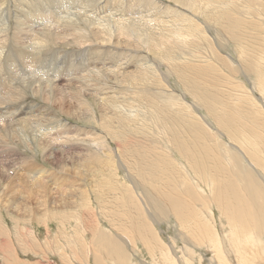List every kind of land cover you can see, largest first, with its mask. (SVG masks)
<instances>
[{"label": "rangeland", "instance_id": "obj_1", "mask_svg": "<svg viewBox=\"0 0 264 264\" xmlns=\"http://www.w3.org/2000/svg\"><path fill=\"white\" fill-rule=\"evenodd\" d=\"M17 1H18V3H17ZM121 1L123 2L122 4H120ZM186 1H189L193 7L196 6V8H194L195 10L197 9V7H198V9L201 8L200 9L201 11H205V10L209 9V7H207V5H204L201 0H186ZM226 1L229 2L230 0H225V2ZM232 1H234V3H235L236 0H232ZM237 1L241 2L240 3L241 5H238L239 3L234 4L233 2H230V4H232V5H230V7L234 10L235 13H238L235 15L232 14L231 16H234L235 18L239 17L238 19L244 20L245 22L251 21V23L253 24V27L252 28L248 27V28H250V30L246 29L245 25L242 22L241 26L238 27L239 30L240 29L242 30V32L240 33V36L236 37V39H234V40H230L228 38L229 43H227L225 41V36H222L224 38V39L223 38L221 39L222 43L224 45L223 49H222L223 51H222L220 48H217L218 46H217L216 42H217L219 37L217 35L216 29L218 28V30H219V26H221L220 28H222V27L224 28L226 25L224 24L222 26L218 22H216L214 24L213 23L214 21L213 22L210 21L211 24L210 23L209 24H210V26H212V29H214V30H212V29L210 30L211 33L209 31V32H206L207 34L205 33L206 35L205 34H202V36L198 35L195 38V39H197V41L193 40V42H192L193 45L192 44L188 45V46L183 45L184 46V47H182L183 49L178 47L177 48L178 51L177 50L173 51L176 54L175 57H178L180 55L181 56V57L179 56L180 59L182 58L180 61L181 62L183 61V62L177 63L176 65L172 66L171 64H169V62H163V61H166L165 59L171 58L172 56L169 57V55H166L164 57V60L163 59L161 60L160 58L156 57V55L153 54V52H154V50H157V45L161 42H162L161 44L163 46H161L159 44L160 50H164L167 48V46H164V45H168V44H169V46L172 45L171 42L167 43L165 40H167L166 38L168 36V32L170 34L172 31L171 29L175 28L179 24V21L181 19V14L183 13V15H188L191 18L193 17V19H196L195 21L197 24L200 22H201L200 24H203L207 21L204 19V17H202V15H198L196 12L195 13L198 15L197 17L199 19L196 18L194 15L191 16L190 13H193V12H188L190 10H187V8L180 6L179 4L176 3V1L174 2L173 0H146L144 2H135L134 3L135 5H134L133 0H47V1L46 0H41V1L40 0H2L1 1L0 0V19H1L0 20V22H1V24H0V76H1L0 77V80H1L0 81V130H1L0 131V136H1L0 137V148H1L0 149V161H1L0 162V164H1L0 165V170H1L0 171V182H2V183H0V236H1L0 237V247H1L0 248V264H5L7 261L14 260V259H15V261H17L19 259V261L16 264H29V263L30 264H37V263L38 264H68V263H70L71 264V260L68 259L69 261H67L66 258H68L69 255H73V253H75V252H79L80 257L77 256V258H74L75 259L73 261L74 264H76V260H77V264H91V263L93 264L94 260H92V255L90 256V250H88V248L85 246L87 244L90 245V243L94 240V238H93L94 235L102 234L104 237H107V238H110L111 235H113L112 238L115 237L114 240L118 241V242H119V240L116 238L117 234L119 235L122 233V235H125L128 237V234H126L124 226L122 227L120 225V224L123 225V222L121 223L120 220H117L118 218H115V224L117 221L119 222L115 226L111 225L110 220L108 221V219L106 220L105 218L104 219L101 218L104 213L108 212V209L105 210L102 207L101 208L98 207V204L95 201L96 195L92 194V196H90V193H89V188H90V190L94 189V185H95L94 180L95 179L92 177V175H89L88 173L86 174V166L84 165V163H85V160L88 159L90 156L94 155L95 152H98V153H100V152L97 150V148H94L93 146L91 147V145H90L91 142H89V137H86V139L84 138L85 136L84 137L81 136L79 138H76L74 133H72V130H70V133H68V136H67V137H70V142L67 141L66 143H62L64 136H66V132H65V130L58 129L60 122L64 120V121L70 122L71 125L78 126V127H86V128L95 127L97 129V133L99 134L101 139L103 137H105L106 131L108 129H104L103 125L101 126V124L104 123V121L107 117L106 116L107 111H106V108L104 107V105L102 106L101 105L102 103L99 102V100H97L98 95L101 96V94H103V95L107 94L108 97H115V96L121 97L122 95H126V98L135 97L134 95L131 94L132 90H130L129 88L128 89L131 92L129 93L128 89L125 88L126 93L123 94L124 93L123 87L125 85L123 87H122V85L126 84V83L123 82L124 80L122 79V77H117V76L115 77L114 73H111L109 71L107 72V66L112 65L115 67V65L126 63L125 68H126L127 72L133 71V72L137 73V72H140L143 70V69H141V66L139 65V61L144 59L143 62L150 63L152 66H155V67L158 66V68L160 70H162L163 73L173 72L171 74L170 73L168 74L169 78H168L166 85H167V87L169 85L170 88L169 87L168 88L170 90H172L174 95H175V98L172 101L173 104L172 103L170 104L169 102H166L164 100H160V101L155 100L154 101L152 99V104H154V105L152 107H149V108L147 107L145 109V111H143V112H145L143 115L144 121H141L143 118L140 117V119H141V120L139 119L140 122L135 124L132 128H129V129L125 128L124 127L125 124H120L118 120H115V124H112L114 129H112L110 131V135H109L110 138L109 137L107 138L108 145L114 151L121 148V150L124 151L123 154L124 153L128 154L127 159L130 158L128 160H130L133 163V166L131 167L130 174L126 173L127 170L129 172V169L127 168L125 170V168H123V167L118 168V166L116 165L118 158L114 155V166L115 167H111V169L112 168L115 169L117 178L113 179L112 180L113 182H110L109 180L107 182H108V184L110 183L113 185L114 190L112 193L113 194L118 193L117 196L118 195L120 196L123 194L125 196V198H128V196H129L128 199H130V200L132 199V201L134 200L133 197H131V194H129V193H134V191L136 189L135 182L136 181L140 182V179L136 178L135 176H137V175H135V174L138 173L137 169L141 168V167H137L134 163V160H133L135 158L136 152H140L142 155H146V153L147 154L150 153V156H152V152H154V151L157 152V148H158V151H163V150H166L167 148H169L165 152H162L166 156H167V154H169L168 155L169 157L166 158L167 161L169 162V160H168V158H169L170 159L169 163H171V164L173 163V165H175L177 167H180V166L185 167L186 166V168H187L188 165H187L186 159L188 156L186 157L185 155L180 154L179 151L177 150V148H175L173 145L167 144V140L169 141L170 139L175 138L174 140L178 141V142H176L177 146L179 143H183V145L185 146V144H184L185 142H183V141H185V138H186V142L188 143L187 149L189 151L187 150L185 153H187V154L190 153L193 155V153H195L194 148L189 147L192 137L189 134L184 133L185 127H186L185 129L188 128L187 130H190V127L188 126L189 120H190V122L191 121H193L194 123L196 122V124H198L201 128L205 129V132L207 134H209L208 131H210V130H213L214 132L219 130V128H215L216 126L218 127L216 119H219L218 116L223 117V115L226 114L225 108L226 109L232 108L231 110L233 112L238 110V115L235 113H233V114L239 116L238 117L239 120H240V118H243V116H242L243 113L244 114L248 113V114H252V115L255 113L254 117H256V114H257V117H256L257 119L256 118H254L255 120L252 119L254 122H252L253 125L252 124L251 125L253 127L256 126L254 129H258L257 130L258 132H260V130H262L258 127H263V129H264V126H262L264 124L263 123L264 120H262L263 122L261 121V118L263 117V115L261 113L262 109L259 110L260 109V103H261L260 102L261 98L259 96L260 93H257V92L253 93V95H254V97H253L254 101H253L252 99H248L246 97L247 93L244 90H242V91L238 90L242 87H245L246 89L251 90L252 88L255 87L253 84H255L256 79L258 78V75H260V73H262V72L264 74V39L263 40L261 39L264 37V29H262V28H264V16L263 17L259 16V18L260 17L261 18L260 19L256 18V20H255L254 16L250 17L252 12L248 8L249 2L247 0H237ZM31 2L34 5H32ZM154 4H155V6H154ZM12 5H14V8ZM235 5L237 8L235 7ZM31 6H32V8H31ZM238 6H242V10H241V11H243L242 13L239 10L241 8H238ZM245 6L247 7V9ZM21 8L22 9L24 8L25 10L23 9V11H22ZM29 8L35 9L32 11L39 10L41 13H39V14L37 13L38 17H36V18L40 21H41V18H43L45 20H51L52 26H54V28H51L47 32L44 33L42 31L38 32L37 31L38 26L35 25L34 26L35 32H29V30L26 27L24 28L25 29L24 31H23V29L21 30L23 33L21 31H18V25H20V24L22 25V24L26 23L27 18L24 19V17H25L24 15H26V12H27V14L29 13ZM154 8H157V9L154 10ZM256 8H259V7L256 6ZM261 9L262 8L260 7V10ZM69 10H71V11H69ZM148 10H152V11H148ZM170 10H171V12H170ZM20 11H21V13H20ZM261 11L264 12L263 9ZM146 12H149V13L153 12L152 14H155V15H151L149 13L146 14ZM263 12H261V14H264ZM161 13L164 15H162ZM254 13H256V12H254ZM55 14L57 15V17ZM21 15H23V17ZM111 15H114V16H121L122 15L126 20H128V23H130L129 26H130L131 30L133 28L132 26H133L134 22H136L137 20L140 21L143 19L142 20L143 22H144V20L146 21V23L144 22L146 24V26H145L146 29L145 28L141 29L140 30L141 32H137V31L133 32L134 35L124 34V36L121 37V40H122L121 41L119 38L120 37L119 33L113 34V32H110L111 30H109L110 27H108L109 24H107V23H109L108 18L111 17ZM131 15H133L134 17ZM255 15L257 16V15H259V13H256ZM59 16H61V17L59 18ZM146 16L147 17L150 16V17H148V19H147ZM137 17H138V19H137ZM139 17H143V18H139ZM98 18H103L102 23L98 20ZM153 18H154V20H157V21L154 22ZM249 18H251V19H249ZM6 19H8V20H6ZM135 19H137V20H135ZM61 20H63L64 22ZM174 20H176L178 23ZM150 21L152 22V24H150L151 23ZM207 22H209V21H207ZM6 23H7V25H5ZM81 23H83V24H81ZM58 24H59V26H58ZM149 24H150V26H149ZM106 25H108V26H106ZM113 25L114 24H111V26H113ZM28 26H30V24H28ZM73 26H75V27H73ZM257 26H260V27H258V29H257ZM201 27L202 26H200V28ZM243 28H245V29H243ZM77 30H78V32H77ZM150 30H152V31H150ZM161 30H163V31H161ZM169 30H171V31H169ZM57 31L61 35L58 34ZM107 31H109V33ZM88 32H89V34H87ZM256 32H258V33H256ZM99 34H101V35H99ZM44 35H45V37H43ZM93 35H95V36H93ZM19 36L21 38H19ZM102 36H103V38H102ZM252 36H254V37H252ZM156 37L158 40L156 39ZM30 38H31V40H30ZM82 38H83V40H82ZM151 38H154V39H151ZM250 38H251V40H250ZM5 39H6V42H5ZM32 39H33V41H32ZM203 39H205V40L207 39L208 41L207 40L204 41ZM253 39H255V40H253ZM35 40H37L38 42ZM118 40H120V42H121V44H119V45L117 44ZM244 40H246L247 42ZM28 41L29 42L31 41V42L28 43ZM22 42H24V44ZM157 42H159V43H157ZM251 42H253V45L246 44V43H251ZM256 42H258V44ZM12 44H13V46H12ZM36 44H39V45H36ZM89 44H90V46H89ZM146 44H147V46L145 48ZM194 44L196 46L198 44V46L194 47L195 46ZM242 44H245V46ZM15 45H17V46H15ZM26 45L29 47H27ZM246 46H249L250 48H248ZM3 47L4 48L6 47L5 48L6 50ZM204 48H206V49H204ZM244 48H246V49H244ZM251 48H254L255 50L254 49L250 50ZM200 49H201V52H199ZM101 50H103V51H101ZM137 50H138V53H137ZM203 50L204 51L206 50L207 56L208 55L213 56L216 59V60H214L211 58L212 60L210 61V64L215 67V70H214V68L210 69L211 71L209 69H206V70H209V73L207 72L205 80L203 79L204 81H206L205 87H202V84L204 85V83L201 84V80L197 79V76L194 75V71H192L193 68H189L188 66L186 68V66H185L186 60L184 59V58H187L189 56V54H191L193 52H195V53L191 54V56H195L196 54L201 55ZM242 50L244 52L243 53L244 56H246V57L252 56L253 59L257 61L256 65L258 66V68L260 67V69H261V71L258 75L255 71H254L255 73L253 72L254 73L253 74L252 73L253 70L252 71L250 70L252 74L251 73H249V74L248 73H246V74L242 73V72H245V70H246L245 67H243L244 69L242 68V65H243L242 61L244 60V58H239L240 55L237 54L239 51H242ZM47 51H49V52H47ZM45 52H46V54H45ZM252 52H253V54H252ZM20 53H22V54H20ZM177 54H179V55H177ZM120 56H121V59H120ZM118 58L120 59L121 62L118 61L119 60ZM136 58L139 60L138 62H137ZM259 58H261V60ZM218 59L223 60V61L226 60L225 62L227 64H226L225 68L223 67V65L218 63L219 62ZM240 61L242 62V64L240 63ZM237 62L241 64V68L239 67L240 64H238ZM116 63H118V64H116ZM260 63L263 65L260 66L259 65ZM88 65L89 66L95 65V67H97V68L100 67L99 69H102V71H104V73H105V75H103L104 77L99 76V75H98L99 77H97V74H95L91 70L90 71L88 70L89 69ZM208 66L210 67V65H208ZM208 66H207V68H209ZM230 66H232V67H230ZM222 67H223V69H222ZM177 68H179L181 70H178ZM182 68H186L185 69L186 72H182L183 71ZM224 69H225V71H224ZM236 69H239L240 71L238 72ZM167 71H169V72H167ZM219 72L223 73V76L225 75V77L220 76ZM188 73H190V74H188ZM70 74H72V76ZM214 74H215V76H213ZM86 75H87V77H86L87 79L84 77ZM93 75H95V77H93ZM78 76H80V77H78ZM216 76H217V78H216ZM260 76H262L264 78V76L262 74ZM57 77H60V79L56 80ZM182 77H185V78H182ZM25 78H27V79H25ZM253 79H255V80H253ZM259 79H261V77H259ZM78 80H79V82H77ZM88 80H90V82H88ZM71 81L72 82L74 81V82L72 83ZM103 81H105V82H103ZM53 82H57L58 84L53 83ZM16 83H18V84H16ZM48 83H50L49 84L50 87H48ZM104 83L105 84L107 83V85H105ZM119 83H120V85H119ZM38 85H40L41 90L36 89V87ZM159 85H160V79L156 80V78L153 77V80L149 81V86H151V88L154 90L158 89ZM229 85H230V87H229ZM8 86H9V88H8ZM17 86L20 89L17 88ZM62 86H63V89H62ZM162 86L165 87V89H167L165 84L163 85L161 83V88H162ZM231 86H233L234 88H231ZM207 87H209V88H207ZM23 88H24V91H21V90H23ZM79 88H81V90ZM161 88H159V89H161ZM84 89H86L87 92ZM89 89H90V91H89ZM196 89H199V90H196ZM15 91H16V93H15ZM202 92H203V94H202ZM231 92H233V93H231ZM242 92H243V94H242ZM19 93L22 95H20ZM207 94L209 96H206ZM213 94H216V95H213ZM88 95H90V96H88ZM196 96H198V97H196ZM81 99L87 101V104L89 105L91 112L93 109V113H95V117H96L95 122H92L91 112L84 110L82 107L79 106ZM218 99H220V100H218ZM238 101H240V102H238ZM3 102H4V104H3ZM218 102H220V103H218ZM234 104H235V106H233ZM239 104H241V105H239ZM208 105H209V107H208ZM223 106H225V107H223ZM235 107H236V109H235ZM241 109H243L242 110L243 112L240 111ZM246 109H248V110H246ZM173 110H175V111H173ZM178 110H180L182 113L178 112ZM185 111H188V112H185ZM87 112H88V114H87ZM240 112H241V114H240ZM223 113H225V114H223ZM168 116L171 118H169ZM203 117H204V119L207 118L205 124L201 121ZM145 118H146V120H145ZM18 119H20V120L22 119L24 121L21 120V122H20V120H18ZM25 120H27V122H25ZM186 120H187V122H186ZM242 120L245 121L244 118ZM252 120L248 119L247 122L252 121ZM17 121L21 125H19L17 123ZM235 121H236V119H235ZM185 122L187 124H185ZM258 122H259V124H258ZM208 123L211 124L212 127H209L210 125ZM207 124L209 126L206 127ZM37 126H39V127H37ZM56 126H57V128H56ZM115 126H116V128H115ZM13 127H14V129H13ZM182 127H184V128L182 129ZM20 128H22V129H20ZM196 129H198V128H196ZM4 130H6V131H4ZM180 130L182 131V133ZM51 131L55 132L53 135L54 140L50 142V140L45 139V142L40 144V142H39L40 134L47 137L46 134L51 132ZM219 131L223 132L222 130H219ZM242 132L250 133V131L249 132L242 131ZM262 132H263V130H262ZM33 133H34V135L36 133V135L33 136ZM165 133H166V135H165ZM263 133H261V134H263ZM7 134H9V135H7ZM210 134H212L211 131H210ZM251 134L255 135L256 133L251 132ZM6 135L9 138L6 137ZM13 135H15V137ZM30 135H31V137H30ZM158 135L162 136L161 139ZM32 136H33V139H32ZM168 136L171 138H169ZM10 137H11V139H10ZM22 137H23V140H22ZM56 137H57V139H56ZM126 137H128V139L131 143L130 145H128L129 143H128V140L126 139ZM154 137H156V138L154 139ZM15 138H17V139H15ZM138 139L140 141H142V144L140 146L138 145L140 143V141L137 142ZM158 139H160V140H158ZM187 139H188V141H187ZM11 140H12V143H11ZM80 140H81V142H79ZM86 141H87V143H86ZM151 141H153V142H151ZM223 141L226 142V139L225 140L223 139ZM27 142H28V144H26ZM215 143H217V145H218L217 148H219L220 141L216 140ZM226 144H229L231 147H234V145H235V143H233L231 141L230 142L228 141ZM167 146H171V147H167ZM152 147H154V148H152ZM155 147H157V148H155ZM152 150H154V151H152ZM237 150L241 151V149H239V148ZM248 150H250V149H248ZM7 151H9V152H7ZM146 151H148V152H146ZM219 151H221V149ZM88 154H91V155L88 156ZM131 155L133 157H131ZM100 156L103 160L104 159L107 160V157L105 155H103V153L102 154L100 153ZM161 158H163V157H161ZM6 161H7V163L5 164L4 162H6ZM9 161H10V164H9ZM27 161L34 164L36 167L47 169V170L53 172L54 174H56L55 177H53V175H51L50 176L51 178L46 180L47 186L49 188L48 198H50L47 200L48 201L52 200L51 202L56 201L58 203V204L56 203V205H55L49 201L50 206H48V208H46V209H49L50 212L49 211L46 212L45 211L46 209H44L42 207L44 205V203H43L44 200L40 199V197H37L38 194L37 195L35 194L36 195L35 197H31L32 195L29 196V193H24V191L20 187L27 181L25 176H23V175H25L23 173L24 171H22L23 168L25 169V167H26L25 163ZM130 161H128V162L130 163ZM245 161L247 163L246 165L250 164L249 162H251V164H253L255 166V168L258 169V167H256L257 165L255 163L256 160L252 161L251 159L249 160V158H248V160H245ZM121 162H123V161H121ZM179 163H180V165H178ZM4 166H5V168H4ZM109 166H111V165H109ZM108 169H106V171L108 174H110L112 171L110 170L111 172L110 171L108 172ZM258 170L260 171V169H258ZM133 171H134V173H133ZM189 172H191V171H189ZM191 173H192L190 176L191 178H193L195 180H196V178H197V180L201 179V180H199V182L202 181L201 186H203L204 189L206 190L204 195L206 197L212 196L213 192L211 190L213 188H215L216 185H215V182L212 183L213 179L208 175V173H204V171L201 172V174H200V172H197V173L191 172ZM127 174H129V175H127ZM16 175H18V176H16ZM196 175H197V177H196ZM207 175L209 176V178H207L208 177ZM5 178L7 179L6 181H5ZM101 178L102 177H96L95 181L99 182L101 180ZM132 180H133V182H132ZM184 182H185V179H184ZM102 183L105 185V182H102ZM211 186H212V188H211ZM185 188H186V185L184 184L183 189H185ZM78 189H82L83 191H86V194L88 195V200H89L87 205H89L91 203L89 205L90 207L84 206L83 208H80V211H77L76 209L72 210L71 208L68 207L72 202L77 201V200L79 201L80 199H84V196L80 195V194H78L77 198H72V195L75 194L76 191H78ZM6 190H7V192H6ZM97 190L102 192L99 188H97ZM13 191H15V192H13ZM209 191H211V192L209 193ZM12 192H13V194H12ZM125 192H127V193H125ZM110 193L108 195H110ZM4 195L5 196L7 195L6 198H4L5 197ZM16 197L19 199V202H18L19 204H16L18 206L17 208H15L16 206L14 204H12V203H14V199H17ZM134 197H135V195H134ZM28 198H31L32 201L29 200ZM23 200H25L24 203L28 202L29 208H27V209L22 208V205L24 204ZM124 200L121 202L124 203L125 202ZM136 200L138 201L137 198H136ZM20 202L22 203V205H20ZM129 203L131 205V208H130L132 210L131 212L135 213V215L142 216L143 217L142 220H144L147 224H149V226H151L152 231H154L155 235L157 237H160V239L163 241L162 244H163L164 248L162 247L161 249H165V251L167 250V248L176 249V251L179 254L181 252L178 251L179 249L177 250V247H183L182 250L185 249L186 251H187V249H189L191 254H187V256H186L189 259L188 260L189 264H201L202 262H203L202 264H210L211 260L216 258V252L212 249H211V251H209L207 244L205 245L204 243H201L199 241H195V239L192 237L190 232L186 229L187 227L186 226L184 227V225L178 221L176 216L171 215V216L165 218V220L164 219L161 220L159 225L158 224L152 225V223L150 222V220L148 218V214H146V212L142 208L141 204H140V206L137 205L135 200L133 202L129 201ZM64 204H66L67 207H65ZM118 206L119 207H116V209H117L116 211L119 210L118 213L123 212L122 214H124L125 213L124 210L126 209V207L123 206L122 204H119ZM111 208H113V207H111ZM194 208H195V206H193V209ZM141 209H142V213L140 214ZM126 210L129 211V209H126ZM211 211H212L211 214H212L213 220H214L215 224H217L216 229L218 231L221 230L222 225H225L226 227L229 226V223L227 222V219H226L227 215L225 216L220 211V209L218 207L213 206V208H211ZM109 212H111V211H109ZM213 212H214V214H213ZM79 214H81L80 221L77 220V215H79ZM94 218H96L95 219L96 221L94 220ZM97 221L100 224H99V226L96 227V225L98 224ZM183 223H185V222H183ZM92 224H93V226H92ZM90 226H92L94 229L92 232L90 231ZM229 228L230 229H227V231H224L225 232L224 235L232 238L233 236L231 235V233H232L233 229H231L230 226H229ZM95 230L97 232H95ZM104 230H106V231H104ZM179 232H180V234H179ZM183 235L188 237L189 240H188V238H187V240L181 238ZM82 236L84 238L86 237V241H83L84 239H82L83 238ZM230 238L226 239L227 242L230 241ZM260 238H262L260 241L264 243V236L262 237L260 235ZM182 240H184V241L186 240V244L183 241V243L185 245L182 243ZM133 241H134V245L132 247L130 246V248H128V250H127L128 252L130 251L129 255H131L130 256L131 260H129L128 264H140V263H142V264H146V263L147 264H150V263L153 264V261H154L153 258L156 259V257H157L158 261L163 259L159 263L168 264L167 261H165V259L162 258V257H164L163 256L164 250H160L155 255H152L148 252V249L145 248V246L141 242H139L137 240H133ZM172 242H174V243L171 244ZM85 243H87V244H85ZM135 244H136V246H135ZM173 245H175V246H173ZM190 245H191V247H190ZM193 245H195V246H193ZM76 246H78V247H76ZM191 249H193L194 252ZM72 250H74V251H72ZM35 252L36 253L38 252V253L36 254ZM229 252H230L229 256H231L234 259V263L237 264V262L235 260L236 253L234 251H229ZM39 253H41V254H39ZM97 254H100V253H97ZM13 255H15V256H13ZM65 255H66V257H64ZM102 256L103 255L101 254V257ZM11 257H12V259H11ZM81 258L84 259V261H81L82 260ZM210 258H212V259H210ZM1 259H2V261H1ZM85 259H86V261H85ZM90 259H91V261H90ZM78 260L82 263H80ZM108 261H110V259H108ZM130 261H132V263ZM111 263L114 264V262H111ZM154 263L157 264V260L154 261Z\"/></svg>", "mask_w": 264, "mask_h": 264}, {"label": "bare ground", "instance_id": "obj_2", "mask_svg": "<svg viewBox=\"0 0 264 264\" xmlns=\"http://www.w3.org/2000/svg\"><path fill=\"white\" fill-rule=\"evenodd\" d=\"M2 1V0H1ZM41 1V0H40ZM47 1V0H46ZM146 0H133V4L135 2H144ZM174 2L176 1L177 4H179L180 6L187 8V10H190L188 12H193L190 13V15H194L196 18H198V15H202V17H204L205 20L209 21V22H205L203 24L200 23H196V19H193V17H189L188 15H183V13L181 14V19L179 21V24L175 27L172 28L171 33L169 34L168 32V36H167V40H165L167 43L171 42V46L168 45H164L167 46L166 49L164 50H160L159 46H163L161 43H159L157 45V50H154L153 54L156 55V57L160 58L161 60H164V57L166 55H169L168 59H165L166 61L163 62H169V64H171L172 66L176 65L177 63H180L181 59H180V55L178 57H175V53L173 51H176L178 47H180L181 49H183L182 47H184L183 45H191L193 40L197 41V39H195L198 35L202 36V34H205L206 32H209L212 29V26H210V21L213 22L214 24L216 22L220 23L222 26L225 24L226 26L223 28H220L221 26H219V30L218 28L217 30V35H218V40L216 42L217 44V48H220L221 50L223 49V43H222V36H225V41L227 43H229V39L230 40H234L236 39V37L240 36V33L242 32V30L238 29L239 26H241L242 22L245 25L246 29H249L253 27V24L248 21H244L241 19H238L237 17L235 18L234 16H231L232 14H238L235 13L234 10L230 7V2H233L232 0H230L229 2H225V0H201L203 2L204 5H207V7H209V9L205 10V11H201L200 9L195 10L192 6V4H190L189 1L186 0H173ZM249 2V10H251V15L250 17H255L257 19H260L261 17L264 16V14H261L262 9L264 10V0H247ZM252 1V2H251ZM260 1V2H259ZM13 2V1H12ZM16 2V1H15ZM125 2V1H124ZM159 2V1H158ZM197 2V1H196ZM18 3V1H17ZM47 3V2H46ZM45 3V4H46ZM123 2L121 1L120 4H122ZM132 3V2H131ZM235 3H239L238 5H241V2H238L237 0L235 1ZM234 3V4H235ZM11 4V3H10ZM9 4V5H10ZM14 4V3H13ZM27 4V3H26ZM32 4V2H31ZM44 4V3H43ZM199 4V3H198ZM233 4V5H234ZM17 5V4H16ZM34 5V4H32ZM135 5V4H134ZM202 5V4H201ZM259 5V6H258ZM8 6V5H7ZM14 8V5H12ZM18 6V5H17ZM27 6V5H26ZM155 6V4H154ZM259 7V8H256ZM21 7V6H20ZM24 7V6H23ZM236 7V5H235ZM246 7V6H245ZM260 7L262 8L260 10ZM5 8V7H4ZM32 8V6H31ZM43 8V7H42ZM76 8V7H75ZM174 8V7H173ZM237 8V7H236ZM238 8L240 11L242 10V6H238ZM7 9V8H6ZM16 9V8H15ZM24 9V8H23ZM23 9L21 8V10L23 11ZM28 9V8H27ZM70 9V8H69ZM150 9V8H149ZM157 8H154V10H156ZM170 9V8H169ZM206 9V8H205ZM232 9V10H231ZM247 9V7H246ZM245 9V10H246ZM25 10V9H24ZM35 9H30L29 8V13L26 15H24V19L27 18L26 23L25 24H20L18 25V31H21L23 29V31L25 30L24 28L26 27L29 32H35L34 31V26L37 25L38 26V32L42 31V32H47L49 29L54 28V26H52L51 20H45L43 18H41V21L38 20L36 17H38V14L41 13L39 10L36 11H32ZM67 10V9H66ZM167 10V9H166ZM165 10V11H166ZM174 10V9H173ZM4 11V10H3ZM6 11V10H5ZM19 11V10H18ZM27 11V10H26ZM64 11V10H63ZM71 11V10H69ZM148 11H152V10H148ZM159 11V10H158ZM162 11V10H161ZM248 11V10H247ZM246 11V12H247ZM7 12V11H6ZM25 12V11H24ZM171 12V10H170ZM198 14H196V13ZM233 12V13H232ZM238 12V11H237ZM243 11H241L242 13ZM245 12V11H244ZM250 12V11H249ZM259 13V15H255L256 13ZM21 13V11H20ZM38 13V14H37ZM68 13V12H67ZM149 12H146V14ZM153 13V12H152ZM149 13L151 15H155ZM159 13V12H158ZM165 13V12H164ZM264 13V12H263ZM24 14V13H23ZM57 14V13H56ZM55 14V15H56ZM71 14V13H70ZM99 14V13H98ZM115 14V13H114ZM148 14V15H149ZM162 14V13H161ZM2 15V14H1ZM62 15V14H61ZM117 15V14H116ZM150 15V16H151ZM164 15V14H162ZM7 16V15H6ZM5 16V17H6ZM23 17V15H21ZM52 16V15H51ZM63 16V15H62ZM133 16V15H131ZM139 16V15H138ZM143 16V15H142ZM148 16V17H150ZM157 16V15H156ZM161 16V15H160ZM259 16H261L259 18ZM57 17V15H56ZM61 16H59L60 18ZM71 17V16H70ZM134 17V16H133ZM147 17V16H146ZM147 17V19H148ZM154 17V16H153ZM164 17V16H163ZM234 17V18H233ZM246 17V16H245ZM63 18V17H62ZM65 18V17H64ZM69 18V17H68ZM128 18V17H127ZM139 18H143V17H139ZM161 18V17H160ZM16 19V18H15ZM22 19V18H21ZM56 19V18H55ZM70 19V18H69ZM102 19L103 18H98V20L102 23ZM138 19V17H137ZM135 19V20H137ZM145 19V18H144ZM146 19V20H147ZM199 19V18H198ZM251 19V18H249ZM248 19V20H249ZM1 20V19H0ZM8 20V19H6ZM29 20V21H28ZM66 20V19H65ZM132 20V19H131ZM134 20V21H135ZM143 20V19H142ZM140 20V21H136L133 23V28L132 30L130 29V23H128V20H126L122 15L121 16H114L111 15V17L108 18L109 26L111 30L110 32H113V34L115 33H119L120 34V40L121 37L124 36V34H129V35H134L133 32H141V29H144L146 26V21L144 20V22ZM151 20V19H150ZM163 20V19H162ZM161 20V21H162ZM165 20V19H164ZM262 20V19H261ZM22 21V20H21ZM20 21V22H21ZM40 21V22H39ZM63 21V20H61ZM84 21V20H83ZM152 21V20H151ZM150 21V22H151ZM153 21H157L154 20ZM176 21V20H174ZM56 22V21H55ZM64 22V21H63ZM67 22V21H66ZM69 22V21H68ZM87 22V21H86ZM105 22V21H104ZM103 22V23H104ZM148 22V21H147ZM177 22V21H176ZM5 23V22H4ZM3 23V24H4ZM9 23V22H8ZM51 23V24H50ZM71 23V22H70ZM160 23V22H159ZM175 23V22H174ZM178 23V22H177ZM210 23V24H209ZM1 24V22H0ZM28 24H30V26H28ZM50 26H49V25ZM56 24V23H55ZM83 24V23H81ZM105 24V23H104ZM111 24H114L113 26H111ZM152 24V22L150 23ZM149 24V26H150ZM157 24V23H156ZM260 24V23H259ZM7 25V23L5 24ZM148 25V24H147ZM159 25V24H158ZM164 25V24H163ZM181 25V26H180ZM256 25V24H255ZM57 26V25H56ZM59 26V24H58ZM83 26V25H82ZM103 26V25H102ZM156 26V25H155ZM200 26H202L200 28ZM215 26V25H214ZM75 27V26H73ZM107 27V28H108ZM178 27V28H177ZM243 27V26H242ZM250 27V28H248ZM260 26H257V29ZM91 28V27H90ZM243 28V29H245ZM9 29V28H8ZM56 29V28H55ZM96 29V28H95ZM102 29V28H101ZM105 29V28H104ZM103 29V30H104ZM146 29V28H145ZM254 29V28H253ZM256 29V28H255ZM264 29V28H262ZM3 30V29H2ZM79 30V29H78ZM77 30V32H78ZM91 30V29H90ZM203 30V31H202ZM214 30V29H212ZM226 30V31H225ZM86 31V30H85ZM152 31V30H150ZM163 31V30H161ZM166 31V30H165ZM257 31V30H256ZM262 31V30H261ZM22 32V31H21ZM97 32V31H96ZM109 33V31H107ZM106 32V33H107ZM254 32V31H253ZM7 33V32H6ZM23 33V32H22ZM54 33V32H53ZM58 33V31H57ZM151 33V32H150ZM158 33V32H157ZM162 33V32H161ZM211 33V31H210ZM227 33V34H226ZM258 33V32H256ZM60 34V33H58ZM89 34V32L87 33ZM94 34V33H93ZM136 34V33H135ZM207 34V33H206ZM205 34V35H206ZM24 35V34H23ZM50 35V34H49ZM57 35V34H56ZM61 35V34H60ZM85 35V34H84ZM101 35V34H99ZM111 35V34H110ZM137 35V34H136ZM166 35V34H165ZM251 35V34H250ZM32 36V35H31ZM95 36V35H93ZM97 36V35H96ZM157 36V35H156ZM244 36V35H243ZM255 36V35H254ZM252 36V37H254ZM263 36V35H262ZM34 37V36H33ZM32 37V38H33ZM45 37V35L43 36ZM60 37V36H59ZM105 37V36H104ZM126 37V36H125ZM124 37V38H125ZM158 37V36H157ZM156 37V39H157ZM209 37V36H208ZM242 37V36H241ZM250 37V36H249ZM257 37V36H256ZM6 38V37H5ZM10 38V37H9ZM17 38V37H16ZM19 38H21L19 36ZM39 38V37H38ZM103 38V36H102ZM229 38V39H228ZM243 38V37H242ZM246 38V37H245ZM11 39V38H10ZM35 39V38H34ZM45 39V38H44ZM51 39V38H50ZM108 39V38H107ZM141 39V38H140ZM154 39V38H151ZM155 39V40H156ZM224 39V38H223ZM239 39V38H238ZM248 39V38H247ZM262 40L264 39L261 38ZM17 40V39H16ZM31 40V38H30ZM47 40V39H46ZM83 40V38H82ZM109 40V39H108ZM120 40L117 41V44H121ZM125 40V39H124ZM142 40V39H141ZM158 40V39H157ZM161 40V39H160ZM204 41H206L205 39H203ZM251 40V38H250ZM255 40V39H253ZM33 41V39H32ZM37 41V40H35ZM34 41V42H35ZM43 41V40H42ZM104 41V40H103ZM122 41V40H121ZM127 41V40H126ZM163 41V40H162ZM208 41V40H207ZM210 41V40H209ZM224 41V40H223ZM243 41V40H242ZM246 41V40H244ZM6 42V39H5ZM31 42V41H30ZM28 41V43H30ZM38 42V41H37ZM53 42V41H52ZM112 42V41H111ZM131 42V41H130ZM240 42V41H239ZM247 42V41H246ZM24 44V42H22ZM33 43V42H32ZM55 43V42H54ZM91 43V42H90ZM153 43V42H152ZM165 43V42H164ZM255 43V42H254ZM258 44V42H256ZM15 44V43H14ZM27 44V43H26ZM35 44V43H34ZM102 44V43H101ZM104 44V43H103ZM144 44V43H143ZM196 44V43H195ZM194 44V45H195ZM236 44V43H235ZM246 44H250L253 45V42L251 43H246ZM4 45V44H3ZM39 45V44H36ZM35 45V46H36ZM44 45V44H43ZM42 45V46H43ZM108 45V44H107ZM125 45V44H124ZM154 45V44H153ZM193 45V44H192ZM202 45V44H201ZM238 45V44H237ZM245 46V44H242ZM256 45V44H255ZM13 46V44H12ZM17 46V45H15ZM27 46V45H26ZM86 46V45H85ZM90 46V44H89ZM115 46V45H114ZM128 46V45H127ZM147 44L145 45L146 48ZM198 46V44H197ZM196 45L194 47H197ZM206 46V45H205ZM7 47V46H6ZM5 47V48H6ZM22 47V46H21ZM29 47V46H27ZM46 47V46H45ZM92 47V46H91ZM105 47V46H104ZM242 47V46H241ZM248 48H250L249 46H246ZM4 48V47H3ZM4 48V49H5ZM34 48V47H33ZM36 48V47H35ZM43 48V47H42ZM49 48V47H48ZM143 48V47H142ZM154 48V47H153ZM225 48V47H224ZM239 48V47H238ZM12 49V48H11ZM111 49V48H110ZM114 49V48H113ZM155 49V48H154ZM162 49V48H161ZM206 49V48H204ZM240 49V48H239ZM246 49V48H244ZM254 48H251L250 50H253ZM6 50V49H5ZM10 50V49H9ZM112 50V49H111ZM148 50V49H147ZM255 50V49H254ZM103 51V50H101ZM178 51V50H177ZM197 51V50H196ZM214 51V50H213ZM223 51V50H222ZM247 51V50H246ZM49 52V51H47ZM181 52V51H180ZM201 52V49L200 51ZM256 52V51H255ZM28 53V52H27ZM138 53V50H137ZM195 53V52H193ZM191 53V54H193ZM243 50L239 51L237 54H239V58H244L243 65L242 68L245 67V72L242 73H252L255 71L257 73V75L260 73L261 69L260 67L258 68L257 61L253 59L252 56H244L243 54ZM22 54V53H20ZM46 54V52H45ZM140 54V53H139ZM191 54H189V58H184L186 60L185 66L187 68V66L189 68H193L192 71H194V75L197 76V79L201 80V84L204 83V85L202 84V87H205L206 81V74L207 72L209 73L210 69L215 70V67L213 65L210 64V61L212 59L216 60L213 56H207L206 55V50L202 51L201 55H195V56H191ZM200 54V53H199ZM253 54V52H252ZM259 54V53H258ZM39 55V54H38ZM22 56V55H21ZM37 56V55H36ZM263 56V55H262ZM18 57V56H17ZM23 57V56H22ZM183 57V56H182ZM228 57V56H227ZM124 58V57H123ZM142 58V57H141ZM167 58V57H166ZM212 58V59H211ZM255 58V57H254ZM119 59V58H118ZM121 59V56H120ZM120 59L118 60L119 62ZM137 59V58H136ZM143 59V58H142ZM261 60V58H259ZM123 60V59H122ZM126 60V59H125ZM144 60V59H143ZM143 60H138L139 61V65L141 66V69H143L140 72H127L125 65L126 63H122L119 65H115L114 66H107V72H111L115 74V77H122L123 82H125L126 84H123L122 87L124 88V93H126V89H130L132 90V92L128 89V92L132 95H134L135 97L133 98H126V95H122L121 97H108V95H103L101 94L98 95L97 100H99V102H101L102 106L104 105V107L106 108V119L104 121L103 124H101V126L103 125L104 129H108L106 131V135L105 137H103L101 139V137L99 136V134L97 133V129L95 127L93 128H86V127H78V126H74L71 125L70 122L67 121H61L60 125L58 127V129L61 130H65L66 132V136H64L62 143H66L67 141L70 142V137L68 136V133H70V130H72V133H74L76 138H79L81 136H85L84 138L86 139V137H89V142H91V147L93 146L94 148H97V150L103 155H105L107 157V160H103L100 156V153L95 152L94 155L90 156L91 154H88V156H90L88 159L85 160L84 165L86 166V174L88 173L89 175H92V177L96 180V177H102L101 180L99 182L94 180V189L90 190L89 188V193L90 196H92V194L96 195V203L98 204V207H102L103 209L107 210V213H104L102 215L101 218H105L106 220L108 219V221L110 220L111 225L115 226L116 224H118L119 222L117 221L115 224V218H118L117 220H120V222H123V225L120 224L122 227L124 226L126 234H128V237L125 235L121 234H117L116 238L119 240L115 241L113 237V235H111L110 238L104 237L102 234H96L93 236L94 240L89 244H87L85 247L88 248V250H90V256L92 255V260L93 264H112L111 262H114V264H128L129 260H131V255H129V252L127 251L128 248H130V246L132 247L134 245V241L133 240H137L139 242H141L145 248L148 249V252L152 255H155L157 252H159L160 250H164L163 252V256L162 258L165 259V261H167L168 264H189L188 262V258L186 257L187 254H191L190 250L187 249V251L182 250L183 247H177V250L180 251L181 255L176 251V249H169L167 248V250L165 251V249H161L163 247L162 244V240L160 239V237H157L154 233V231H152L151 226H149V224H147L144 220H142V216H138L135 215V213H132L131 211V205L129 203V201L133 202L135 200V202L137 203V205L142 206V208L144 209V211L146 212V214H148V218L150 220V222L152 223V225L158 224L160 223L161 220H165V218L174 215L176 216V218L178 219V221L180 223H182L184 225V227L186 226L187 230L190 232V234L192 235V237L195 239V241H199L201 243H204L205 245L207 244V247L209 249V251L214 250L216 252V258L212 259L210 264H235L234 263V259L229 256L230 252L229 251H234L236 253L235 256V260L237 262V264H263L264 263V243L261 242L260 240L262 238H260V235L263 237L264 236V129L263 127H258L260 129V132H258V129H254L255 127H253V123L254 122L252 119L257 117H254V114H248V113H243V118L245 119L242 120L243 118H240L239 120V116L238 115V110H236L235 112H233L231 109L232 108H225V115L222 116H218L219 119H216L217 121V125L215 128H219V130H222L223 132L217 130L216 132H214L213 130H210L212 134H210V131H208L209 134H207L205 132V129L201 128L198 124H196V122L194 123L193 121L190 122V120L188 121V126L190 127V130L185 129L184 127H182V129L184 128V133L189 134L192 139L190 142V148H194L195 153L187 154L185 153L188 149H187V142H186V138H185V146L183 145V143H179L178 146L176 144V140L174 139H170L169 141L167 140V144L173 145L175 148H177V150L179 151L180 154L185 155L187 157L186 161H187V168L185 167H177L175 165H173V163H169L170 159L168 158L169 162L167 161V157H169L167 154V156L162 153L165 152L166 150L163 151H158L157 148V152H152V156H150V153H146V155H142L140 152H136L135 153V158L134 163L137 167H141L140 169H137V172L135 175L136 178L140 179L139 181L135 182V186L136 189L134 191V193H129L131 194V197H133V201L132 199H128L125 198V196L122 195H118V193L113 194V190L114 187L112 184H108V180L110 182H113L112 180L117 178L116 177V172L115 169L111 167H115L114 166V155L118 158L117 161V166L118 168H125V170L128 168L129 172L127 170L126 173L130 174L131 171V167L133 166V163L128 160L130 158L127 159V155L128 154H123L124 151L120 149H117L116 151H114L107 143V138L110 135V131L112 129H114V127L112 126V124H115V120H118L120 124H125V128H132L135 124H137L138 122H140V117L143 118V115L145 112V109L148 107H152L154 104H152V99L155 100H164L166 102H169L170 104L172 103L173 99L175 98V95L173 93L172 90H170L169 85L167 87V81H168V74L170 73H163L162 70H160L155 66H152L150 63H145L143 62ZM259 60V61H260ZM219 61V62H218ZM218 63H220L221 65H223V67L225 68L226 66V60H220L218 59ZM33 62V61H32ZM123 62V61H122ZM127 62V61H126ZM183 62V61H182ZM181 62V63H182ZM242 62L240 61V63L242 64ZM261 62V61H260ZM91 63V62H90ZM214 63V62H213ZM234 63V62H233ZM232 63V64H233ZM238 63V62H237ZM238 63V64H240ZM259 63V62H258ZM9 64V63H8ZM118 64V63H116ZM138 64V63H137ZM195 64V65H194ZM215 64V63H214ZM241 64H240V68H241ZM30 65V64H29ZM92 65V64H91ZM104 65V64H103ZM150 65V66H149ZM158 65V64H157ZM182 65V64H181ZM190 65V66H189ZM194 65V66H193ZM210 65V67L208 66ZM260 66L263 64H259ZM123 66V67H122ZM139 66V67H140ZM180 66V65H179ZM202 66V67H201ZM207 66L209 68H207ZM8 67V66H7ZM89 71L91 70L92 72H94L95 74H97V77L105 75L104 71H102V69H99L97 67L94 66H89ZM177 67V66H176ZM222 67V69H223ZM232 67V66H230ZM238 67V68H239ZM17 68V67H16ZM114 68V69H113ZM186 68H182V72H186ZM237 68V67H236ZM8 69V68H7ZM104 69V68H103ZM137 69V68H136ZM140 69V70H141ZM178 70H181L179 68H177ZM209 69V70H206ZM220 69V68H219ZM244 69V68H243ZM242 69V70H243ZM14 70V69H13ZM189 70V69H188ZM187 70V71H188ZM196 70V71H195ZM238 72L240 71L239 69H236ZM251 70V71H250ZM27 71V70H26ZM77 71V70H76ZM139 71V70H138ZM191 71V72H192ZM211 71V70H210ZM220 71V70H219ZM225 71V69H224ZM250 71V72H249ZM24 72V71H23ZM57 72V71H56ZM78 72V71H77ZM189 72V71H188ZM223 72V71H222ZM254 72V73H255ZM10 73V72H9ZM33 73V72H32ZM67 73V72H66ZM91 73V72H90ZM173 73V72H171ZM170 73V74H171ZM181 73V72H180ZM199 73V74H198ZM218 73V72H217ZM220 73V72H219ZM241 73V72H240ZM251 73V74H252ZM253 73V74H254ZM14 74V73H13ZM23 74V73H22ZM21 74V75H22ZM74 74V73H73ZM108 74V73H107ZM190 74V73H188ZM250 74V75H251ZM263 75V72L260 73V75ZM72 76V74H70ZM99 75V76H98ZM184 75V74H183ZM220 76H223V73L219 74ZM232 75V74H231ZM258 75V78L256 79L255 84H253L255 87L252 88L251 90L246 89L245 87H241L240 91L244 90L247 94V98L248 99H252L254 101V92L260 93V109L261 113L263 115V117L261 118V121L264 120V78L262 76ZM5 76V75H4ZM61 76V75H60ZM111 76V75H110ZM210 76V75H209ZM215 76V74L213 75ZM228 76V75H227ZM230 76V75H229ZM255 76V75H254ZM1 77V76H0ZM26 77V76H25ZM77 77V76H76ZM80 77V76H78ZM85 78L87 77L84 76ZM89 77V76H88ZM93 77H95V75H93ZM109 77V76H108ZM153 77L156 78V80L160 79V85L158 87V89H152L151 86H149V81L153 80ZM194 77V76H193ZM211 77V76H210ZM219 77V76H218ZM225 77V75L223 76ZM222 77V78H223ZM246 77V76H245ZM249 77V76H248ZM259 77H261V79H259ZM185 78V77H182ZM214 78V77H213ZM217 78V76H216ZM215 78V79H216ZM227 78V77H226ZM27 79V78H25ZM60 79V77H57L56 80ZM87 79V78H86ZM109 79V78H108ZM111 79V78H110ZM115 79V78H114ZM204 79V80H203ZM219 79V78H218ZM224 79V78H223ZM263 79V80H262ZM8 80V79H7ZM75 80V79H74ZM255 80V79H253ZM1 81V80H0ZM50 81V80H49ZM76 81V80H75ZM102 81V80H101ZM121 81V82H122ZM231 81V80H230ZM10 82V81H9ZM8 82V83H9ZM14 82V81H13ZM48 82V81H47ZM46 82V83H47ZM72 82V81H71ZM70 82V83H71ZM74 82V81H73ZM72 82V83H73ZM79 82V80L77 81ZM82 82V81H81ZM84 82V81H83ZM88 82H90V80H88ZM95 82V81H94ZM105 82V81H103ZM120 82V83H121ZM157 82V81H156ZM159 82V81H158ZM19 83V82H18ZM16 83V84H18ZM23 83V82H22ZM58 84L57 82H53ZM108 83V82H107ZM107 83L105 85H107ZM119 83V85H120ZM161 83L165 86L167 89H165V87L162 86L161 88ZM226 83V82H225ZM228 83V82H227ZM241 83V82H240ZM239 83V84H240ZM21 84V83H20ZM50 83H48V87ZM85 84V83H84ZM213 84V83H212ZM242 84V83H241ZM83 85V84H82ZM227 85V84H226ZM243 85V84H242ZM252 85V86H253ZM5 86V85H4ZM57 86V85H56ZM85 86V85H84ZM89 86V85H88ZM93 86V85H92ZM103 86V85H102ZM101 86V87H102ZM61 87V86H60ZM77 87V86H76ZM94 87V86H93ZM96 87V86H95ZM228 87V86H227ZM230 87V85H229ZM9 88V86H8ZM17 88H19L17 86ZM66 88V87H65ZM71 88V87H70ZM74 88V87H73ZM87 88V87H86ZM122 88V89H123ZM126 88V89H125ZM161 88V89H159ZM209 88V87H207ZM231 88H234L233 86H231ZM20 89V88H19ZM37 90H41L40 85H38L36 87ZM63 89V86H62ZM72 89V88H71ZM81 90V88H79ZM111 89V88H110ZM114 89V88H113ZM112 89V90H113ZM193 89V88H192ZM236 89V88H235ZM234 89V90H235ZM66 90V89H65ZM86 91V89H84ZM92 90V89H91ZM199 90V89H196ZM233 90V89H232ZM247 90V91H246ZM24 91V88L23 90ZM90 91V89H89ZM108 91V90H107ZM83 92V91H82ZM87 92V91H86ZM4 93V92H3ZM16 93V91H15ZM61 93V92H60ZM79 93V92H78ZM89 93V92H88ZM107 93V92H106ZM109 93V92H108ZM122 93V92H121ZM215 93V92H214ZM233 93V92H231ZM20 94V93H19ZM18 94V95H19ZM81 94V93H80ZM198 94V93H197ZM203 94V92H202ZM211 94V93H210ZM243 94V92H242ZM241 94V95H242ZM11 95V94H10ZM9 95V96H10ZM22 95V94H20ZM216 95V94H213ZM225 95V94H224ZM237 95V94H236ZM90 96V95H88ZM87 96V97H88ZM206 96H209L208 94ZM205 96V97H206ZM48 97V96H47ZM198 97V96H196ZM204 97V98H205ZM229 97V96H228ZM83 98V97H82ZM217 98V97H216ZM241 98V97H240ZM212 99V98H211ZM213 100V99H212ZM220 100V99H218ZM223 100V99H222ZM242 100V99H241ZM2 101V100H1ZM207 101V100H206ZM211 101V100H210ZM217 101V100H216ZM205 102V101H204ZM240 102V101H238ZM242 102V101H241ZM256 102V101H255ZM254 102V103H255ZM163 103V102H162ZM206 103V102H205ZM212 103V102H211ZM210 103V104H211ZM220 103V102H218ZM231 103V102H230ZM229 103V104H230ZM237 103V102H236ZM253 103V104H254ZM4 104V102H3ZM157 104V103H156ZM173 104V103H172ZM202 105V104H201ZM232 105V104H231ZM241 105V104H239ZM247 105V104H246ZM257 105V104H256ZM33 106V105H32ZM80 107H82L84 110L90 111V107L87 104L86 100H80ZM191 106V105H190ZM189 106V107H190ZM216 106V105H215ZM228 106V105H227ZM235 106V104L233 105ZM155 107V106H154ZM168 107V106H167ZM209 107V105H208ZM225 107V106H223ZM222 107V108H223ZM232 107V106H231ZM247 107V106H246ZM48 108V107H47ZM240 108V107H239ZM256 108V107H255ZM259 108V107H258ZM16 109V108H15ZM49 109V108H48ZM168 109V108H167ZM190 109V108H189ZM236 109V107H235ZM238 109V108H237ZM19 110V109H18ZM186 110V109H185ZM191 110V109H190ZM243 109H241L240 111H242ZM248 110V109H246ZM49 111V110H48ZM47 111V112H48ZM175 111V110H173ZM217 111V110H216ZM91 112V111H90ZM89 112V113H90ZM178 112L182 113L180 110H178ZM188 112V111H185ZM190 112V111H189ZM209 112V111H208ZM224 112V111H223ZM243 112V111H242ZM252 112V111H251ZM256 112V111H255ZM51 113V112H50ZM213 113V112H212ZM237 115H235V114ZM46 114V113H45ZM88 114V112H87ZM174 114V113H173ZM211 114V113H210ZM241 114V112H240ZM92 115V122H95V113H93V109L91 112ZM189 115V114H188ZM217 115V114H216ZM10 116V115H9ZM259 116V115H258ZM5 117V116H4ZM14 117V116H13ZM16 117V116H15ZM169 117V116H168ZM217 117V116H216ZM25 118V117H24ZM113 118V119H112ZM171 118V117H169ZM28 119V118H27ZM54 119V118H53ZM60 119V118H59ZM58 119V120H59ZM140 119V120H139ZM195 119V118H194ZM207 119V118H206ZM206 119H204V117L202 118V122L205 124ZM236 119V121H235ZM248 119H251L252 121L247 122ZM257 119V118H256ZM20 120V119H18ZM22 120V119H21ZM20 120V122H21ZM40 120V119H39ZM146 120V118H145ZM255 120V119H254ZM24 121V120H22ZM144 121V118L141 120ZM25 122H27V120H25ZM187 122V120H186ZM185 122V124H187ZM198 122V121H197ZM260 122V121H259ZM258 122V124H259ZM263 122V121H262ZM18 123V121H17ZM52 123V122H51ZM257 123V122H256ZM264 123V122H263ZM19 124V123H18ZM209 124V123H208ZM209 127H212L211 124L209 125ZM252 124V125H251ZM11 125V124H10ZM21 125V124H19ZM18 125V126H19ZM24 125V124H23ZM26 125V124H25ZM28 125V124H27ZM38 125V124H37ZM55 125V124H54ZM143 125V124H142ZM247 125V126H246ZM255 125V124H254ZM15 126V125H14ZM99 126V125H98ZM123 126V125H122ZM187 126V125H186ZM264 126V124L262 125ZM16 127V126H15ZM39 127V126H37ZM27 128V127H26ZM30 128V127H29ZM57 128V126H56ZM116 128V126H115ZM156 128V127H155ZM192 128V129H191ZM198 128V129H196ZM200 128V129H199ZM253 128V129H252ZM4 129V128H3ZM12 129V128H11ZM14 129V127H13ZM17 129V128H16ZM22 129V128H20ZM103 129V128H102ZM152 129V128H151ZM181 129V130H182ZM118 130V129H117ZM180 130V131H181ZM1 131V130H0ZM6 131V130H4ZM3 131V132H4ZM33 131V130H32ZM179 131V132H180ZM242 131H247L250 133H246V132H242ZM34 132V131H33ZM57 132V131H56ZM59 132V131H58ZM176 132V131H175ZM174 132V133H175ZM252 133H256L255 135L251 134ZM2 133V132H1ZM54 131H51L49 133H47V137L44 135L39 136V142L40 144L45 142V139L53 141V135H54ZM113 133V132H112ZM119 133V132H118ZM182 133V131H181ZM263 133V134H261ZM32 134V133H31ZM44 134V133H43ZM9 135V134H7ZM6 135V137H8ZM24 135V134H23ZM27 135V134H26ZM36 135V133H35ZM33 133V136H35ZM60 135V134H59ZM166 135V133H165ZM183 135V134H182ZM238 135V136H237ZM15 137V135H13ZM32 136V139H33ZM116 136V135H115ZM159 136V135H158ZM179 136V135H178ZM1 137V136H0ZM19 137V136H18ZM31 137V135H30ZM161 139V135L159 136ZM158 137V138H159ZM167 137V136H166ZM169 137V136H168ZM5 138V137H4ZM9 138V137H8ZM21 138V137H20ZM110 138V137H109ZM139 138V137H138ZM156 137H154L155 139ZM171 138V137H169ZM188 138V137H187ZM6 139V138H5ZM11 139V137H10ZM9 139V140H10ZM17 139V138H15ZM19 139V138H18ZM25 139V138H24ZM57 139V137H56ZM66 139V140H65ZM117 139V138H116ZM126 139L128 140V145H130V141L128 139V137H126ZM158 139V140H160ZM183 139V138H182ZM223 139H226V142L223 141ZM2 140V139H1ZM23 140V137H22ZM76 140V139H75ZM152 140V139H151ZM179 140V139H178ZM216 140L220 141L219 144V148H217V143ZM84 141V140H83ZM140 140L138 139L137 142H139ZM180 141V140H179ZM188 141V139H187ZM233 142L235 143L234 147H231L229 144H226L227 142ZM29 142V141H28ZM28 142L26 144H28ZM81 142V140L79 141ZM127 142V141H126ZM153 142V141H151ZM170 142V143H169ZM12 143V140H11ZM15 143V142H14ZM87 143V141H86ZM164 143V142H163ZM16 144V143H15ZM31 144V143H30ZM124 144V143H123ZM142 144V141H140V143L138 144L139 146ZM160 144V143H159ZM4 145V144H3ZM58 145V144H57ZM5 146V145H4ZM9 146V145H8ZM77 146V145H76ZM157 146V145H156ZM160 146V145H159ZM15 147V146H14ZM40 147V146H39ZM128 147V146H127ZM167 147H171V146H167ZM5 148V147H4ZM7 148V147H6ZM11 148V147H10ZM58 148V147H57ZM154 148V147H152ZM241 149V151L237 150V149ZM1 149V148H0ZM163 149V148H162ZM221 149V151H219ZM250 149V150H248ZM7 150V149H6ZM9 150V149H8ZM11 150V149H10ZM14 150V149H13ZM37 150V149H36ZM48 151V150H47ZM151 151V150H150ZM149 151V152H150ZM189 151V150H188ZM9 152V151H7ZM11 152V151H10ZM16 152V151H15ZM148 152V151H146ZM172 152V151H171ZM48 153V152H47ZM52 153V152H51ZM50 153V154H51ZM92 153V152H91ZM144 154V153H143ZM3 155V154H2ZM19 155V154H18ZM130 155V154H129ZM52 156V155H51ZM150 156V157H149ZM11 157V156H10ZM9 157V158H10ZM50 157V156H49ZM131 157H133L131 155ZM163 157V158H161ZM221 159H220V158ZM249 160L251 159L252 161L256 160V167H258V169H260V171L258 169L255 168V166L253 164H251V162H249L250 164L246 165V161L245 160ZM171 158V157H170ZM21 159V158H20ZM172 159V158H171ZM15 160V159H14ZM12 161V160H11ZM18 161V160H17ZM123 161V162H121ZM130 161V163L128 162ZM1 162V161H0ZM14 162V161H13ZM19 162V161H18ZM23 162V161H22ZM5 164L7 163L4 162ZM10 164V161H9ZM1 165V164H0ZM15 165V164H14ZM111 165V166H109ZM180 165V163L178 164ZM23 166V165H22ZM25 169L23 168L22 171H24L23 173L25 175V178L27 179V181L20 186L21 189L24 191V193H29V196L32 195L31 197H35L37 194V197H40V199H43V203L44 205L42 206L44 209L48 208L49 205V201L47 199L48 198V194H49V188L47 186L46 180H48L49 178H51L50 176L53 175V177L56 176V174H54L53 172L44 169V168H39L36 167L34 164L30 163V162H26L25 163ZM136 167V168H137ZM5 168V166H4ZM3 168V169H4ZM20 168V167H19ZM109 168V169H108ZM135 168V169H136ZM8 169V168H7ZM6 169V170H7ZM106 169H108V172L110 171L111 173L108 174ZM1 171V170H0ZM135 171V170H134ZM133 171V173H134ZM203 172L204 173H208V175L213 179V182H215L216 187L213 188L211 191L213 192V195L210 197H206L204 195L205 193V189L203 186H201V182H199V180H196L191 178V172ZM263 171V172H262ZM16 172V171H15ZM21 172V171H20ZM132 173V174H133ZM127 174V175H129ZM14 175V174H13ZM22 175V174H21ZM98 175V176H97ZM134 175V174H133ZM195 175V174H194ZM207 175V176H208ZM18 176V175H16ZM15 176V177H16ZM209 176L207 178H209ZM186 177V178H185ZM195 177V176H194ZM197 177V175H196ZM203 177V176H202ZM201 177V178H202ZM14 178V177H13ZM21 178V177H20ZM23 178V177H22ZM206 178V177H205ZM55 179V178H54ZM106 179V180H105ZM138 179V180H139ZM185 179V182H184ZM204 179V178H203ZM7 179L5 178V181ZM207 180V179H206ZM181 181V182H180ZM212 181V180H211ZM17 182V181H16ZM105 182V185L102 183ZM116 182V181H115ZM133 182V180H132ZM208 182V181H207ZM2 183V182H0ZM20 183V182H19ZM186 185V188L183 189L184 184ZM204 184V183H203ZM206 184V183H205ZM2 185V184H1ZM15 185V184H14ZM112 185V186H111ZM120 185V184H119ZM124 185V184H123ZM192 185V186H191ZM17 186V185H16ZM130 186V185H129ZM214 186V185H213ZM13 187V186H12ZM124 187V186H123ZM15 188V187H14ZM97 188H99L102 192L98 191ZM111 188V189H110ZM212 188V186H211ZM127 189V188H126ZM193 189V190H192ZM209 189V188H208ZM10 190V189H9ZM132 190V189H131ZM130 190V191H131ZM210 190V189H209ZM98 191V192H97ZM209 191V193L211 192ZM7 192V190H6ZM15 192V191H13ZM12 192V194H13ZM111 192V193H110ZM110 193V195H108ZM127 193V192H125ZM208 193V192H207ZM9 194V193H8ZM36 194V195H35ZM78 194L83 195L84 199H80L79 201H74L72 202L68 207L71 208L72 210H77L80 211V208H83L84 206H89L88 204V195L86 194V191H83L82 189H78V191H76L75 194L72 195V198H77ZM128 194V195H129ZM43 195V196H42ZM135 195V197H134ZM5 196V195H4ZM7 196V195H6ZM6 196L4 198H6ZM27 196V195H26ZM70 196V195H69ZM3 197V196H2ZM17 198V197H16ZM91 198V197H90ZM123 198V199H122ZM136 198L138 199V201L136 200ZM29 200H31V198H28ZM67 199V198H66ZM125 199V200H124ZM127 199V200H126ZM108 200V201H107ZM125 201L124 203L121 201ZM129 200V201H128ZM25 200H23L24 203ZM32 201V200H31ZM52 201V200H51ZM50 201V202H51ZM55 201V200H54ZM94 201V202H95ZM128 201V202H127ZM9 202V201H8ZM19 199H14V204L17 208L18 206L16 204H19ZM121 202V203H120ZM3 203V202H2ZM5 203V202H4ZM10 203V202H9ZM53 204L56 205V201L55 202H51ZM7 204V203H6ZM40 204V203H39ZM58 204V203H57ZM122 204L123 206L126 207V209H129V211H127L126 209L124 210L125 213L122 214L121 212L118 213V211H116V207H119L118 205ZM20 205H22V203L20 202ZM42 205V204H41ZM65 207H67L66 204H64ZM135 205V204H134ZM122 206V207H123ZM193 206H195V208L193 209ZM213 206H216L220 209V211L227 217V222L229 223V226L231 227L232 233L231 235L233 236L232 238H230L229 236H225L224 235V231H227V229H230L229 226H225L222 225L221 230L218 231L216 229L217 224H215L212 214H211V208H213ZM10 207V206H9ZM90 207V206H89ZM113 207V208H111ZM115 207V208H114ZM121 207V206H120ZM4 208V207H3ZM14 208V209H15ZM22 208L27 209L28 207V202H25L22 205ZM133 208V207H132ZM136 208V207H135ZM207 208V209H206ZM13 210V209H12ZM101 210V209H100ZM137 210V209H136ZM2 211V210H1ZM15 211V210H14ZM26 211V210H25ZM46 212L50 210L46 209ZM111 211V212H109ZM139 212V211H138ZM21 213V212H20ZM26 213V212H25ZM94 213V212H93ZM114 213V214H113ZM142 213V209L140 210V214ZM139 214V213H138ZM214 214V212H213ZM35 215V214H34ZM220 215V214H219ZM53 216V215H52ZM223 216V215H222ZM221 216V217H222ZM80 217L81 214L77 215V220L80 221ZM95 217V216H94ZM36 218V217H35ZM93 218V217H92ZM224 218V217H223ZM96 218H94L95 220ZM146 219V218H145ZM38 220V219H37ZM76 220V219H75ZM76 220V221H77ZM148 220V219H147ZM146 220V221H147ZM19 221V220H18ZM96 221V220H95ZM185 222V223H183ZM98 223V221H97ZM100 223H98L96 225L99 226ZM114 224V225H113ZM225 224V223H224ZM227 224V223H226ZM221 225V224H220ZM81 226V225H80ZM93 226V224H92ZM90 226V231L92 232L94 229L93 227ZM181 228V227H180ZM87 229V228H86ZM97 229V228H96ZM120 229V228H119ZM103 231V230H102ZM106 231V230H104ZM109 231V230H108ZM87 232V231H86ZM95 232H97L95 230ZM185 232V231H184ZM258 234H257V233ZM135 233V234H134ZM93 234V233H92ZM125 234V233H124ZM134 236H133V235ZM180 234V232H179ZM33 235V234H32ZM159 235V234H158ZM160 236V235H159ZM1 237V236H0ZM83 237V236H82ZM91 237V236H90ZM246 237V238H245ZM68 238V237H67ZM159 238V239H158ZM181 238L186 239L188 237L186 236H182ZM227 238H230V241L227 242ZM84 239L83 241H86V237L82 238ZM178 239V238H177ZM164 240V239H163ZM186 240H182L185 242L186 244ZM189 240V238H188ZM10 241V240H9ZM160 241V242H159ZM181 241V240H180ZM2 242V241H1ZM46 242V241H45ZM73 242V241H72ZM191 242V241H190ZM14 243V242H13ZM174 242H172L171 244H173ZM193 243V242H192ZM165 244V243H164ZM184 244V243H183ZM184 244V245H185ZM195 244V243H194ZM199 244V243H198ZM82 245V246H83ZM136 246V244H135ZM170 246V245H169ZM175 246V245H173ZM195 246V245H193ZM72 247V246H71ZM78 247V246H76ZM191 247V245H190ZM1 248V247H0ZM164 248V247H163ZM202 248V247H201ZM51 249V248H50ZM73 249V248H72ZM76 249V248H75ZM79 249V248H78ZM86 249V248H85ZM87 250V249H86ZM87 250V251H88ZM193 250V249H191ZM203 250V249H202ZM65 251V250H64ZM74 251V250H72ZM173 251V252H172ZM197 251V250H196ZM194 252V250H193ZM34 253V252H33ZM36 253V252H35ZM38 253V252H37ZM36 253V254H37ZM43 253V252H42ZM66 253V252H65ZM68 253V252H67ZM100 253V254H97ZM41 254V253H39ZM77 254V255H76ZM89 254V253H88ZM101 254L103 255L101 257ZM137 254V253H136ZM200 254V253H199ZM45 255V254H44ZM69 255V254H68ZM87 255V254H86ZM15 256V255H13ZM77 256L80 257L79 252H75L73 253V255H69L67 259V261L71 260V264H74V258H77ZM89 256V255H88ZM200 256V255H199ZM204 256V255H203ZM212 256V255H211ZM66 257V255L64 256ZM78 257V258H79ZM16 258V257H15ZM160 258V257H159ZM12 259V257H11ZM64 259V258H63ZM69 259V260H68ZM82 259V258H81ZM80 259V260H81ZM108 259H110V261H108ZM17 260V259H16ZM154 261L157 260V264H164V263H159L161 260L158 261L157 257L156 259L153 258ZM198 260V259H197ZM216 262H214V261ZM2 261V259H1ZM14 260H10L7 261L5 264H16L19 259L17 261ZM79 261V260H78ZM81 261H84V259H82ZM86 261V259H85ZM88 261V260H87ZM91 261V259H90ZM133 261V260H132ZM132 261H130L132 263ZM153 261V264H155ZM66 262V261H65ZM80 262V261H79ZM140 262V261H139ZM152 262V261H151ZM197 262V261H196ZM23 263V262H22ZM82 263V262H80ZM88 263V262H87ZM146 263V262H145ZM203 263V262H202ZM201 263V264H202ZM30 264V263H29ZM38 264V263H37ZM70 264V263H68ZM76 264H77V260H76ZM92 264V263H91ZM142 264V263H140ZM147 264V263H146ZM151 264V263H150Z\"/></svg>", "mask_w": 264, "mask_h": 264}]
</instances>
